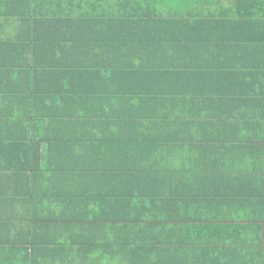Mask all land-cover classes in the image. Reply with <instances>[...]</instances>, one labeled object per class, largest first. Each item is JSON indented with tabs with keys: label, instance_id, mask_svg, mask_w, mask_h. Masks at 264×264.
Returning <instances> with one entry per match:
<instances>
[{
	"label": "crops",
	"instance_id": "1",
	"mask_svg": "<svg viewBox=\"0 0 264 264\" xmlns=\"http://www.w3.org/2000/svg\"><path fill=\"white\" fill-rule=\"evenodd\" d=\"M47 6L0 0V264H264L256 180L215 176L243 154L264 164V131L222 130L226 148L185 128L211 103L226 119L264 112L254 57L216 61L224 75L246 65L239 84L79 83L76 53L40 43L73 35ZM195 57L185 65L211 66ZM160 136L178 141L143 144Z\"/></svg>",
	"mask_w": 264,
	"mask_h": 264
},
{
	"label": "trees",
	"instance_id": "2",
	"mask_svg": "<svg viewBox=\"0 0 264 264\" xmlns=\"http://www.w3.org/2000/svg\"><path fill=\"white\" fill-rule=\"evenodd\" d=\"M44 1L48 3L47 17L62 16L60 19L68 22H60L61 25L55 22L52 27L71 28L73 35L71 40L47 39L40 43L49 49L59 47L65 51L67 48L76 53L78 64L73 65L72 71L75 77H79V83L91 75L93 83L183 84L184 74H191L190 80H186L192 84H222L233 80L239 84L244 80L242 72L246 65L240 64L237 76L221 74L216 66L220 56L223 58V54L234 50L244 51L254 57L255 65L245 71H249L247 76L250 79L264 83V0ZM34 15H41V12ZM48 21L51 23L52 19ZM186 54L191 58H187ZM198 54L211 60V66L206 67L205 72L203 69L199 71L200 68L194 65H185V60L194 61L195 55L199 57ZM197 70L199 72L196 74ZM258 100L256 104L260 103L263 107L264 95ZM207 105L210 109L207 116L185 122V128L194 129L199 135L205 134L204 140L208 142L217 141V144L220 142L228 148L226 138H220L222 130L264 131V112H258L254 120L239 119L236 114L226 119L216 111L214 103ZM231 107L235 108L233 104ZM151 118L145 119L149 121L145 122L148 128H161L168 123L167 120L150 122L153 121ZM149 123H154V126ZM181 123L173 125L181 128ZM143 139L144 145L178 141L177 138H171L167 142L161 136ZM255 155L256 159L245 161L243 154L242 168L238 164L231 169L219 162L215 176L238 177L239 182H244V177L249 178V182L255 179L254 193L256 198L261 197V201L254 205L256 209L262 210L264 164L259 161L262 154L256 151ZM246 186L238 183L236 190L244 192Z\"/></svg>",
	"mask_w": 264,
	"mask_h": 264
}]
</instances>
